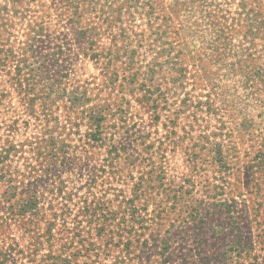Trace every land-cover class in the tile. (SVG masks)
I'll return each mask as SVG.
<instances>
[{
  "label": "rangeland",
  "instance_id": "obj_1",
  "mask_svg": "<svg viewBox=\"0 0 264 264\" xmlns=\"http://www.w3.org/2000/svg\"><path fill=\"white\" fill-rule=\"evenodd\" d=\"M0 264H264V0H0Z\"/></svg>",
  "mask_w": 264,
  "mask_h": 264
}]
</instances>
